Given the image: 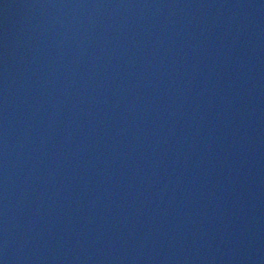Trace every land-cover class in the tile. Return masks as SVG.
Returning a JSON list of instances; mask_svg holds the SVG:
<instances>
[{"label":"water","instance_id":"obj_1","mask_svg":"<svg viewBox=\"0 0 264 264\" xmlns=\"http://www.w3.org/2000/svg\"><path fill=\"white\" fill-rule=\"evenodd\" d=\"M0 264H264V0H0Z\"/></svg>","mask_w":264,"mask_h":264}]
</instances>
